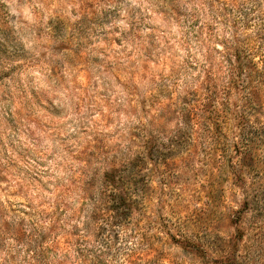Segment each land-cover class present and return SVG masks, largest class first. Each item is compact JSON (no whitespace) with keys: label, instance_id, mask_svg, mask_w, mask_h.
<instances>
[{"label":"clouds","instance_id":"clouds-1","mask_svg":"<svg viewBox=\"0 0 264 264\" xmlns=\"http://www.w3.org/2000/svg\"><path fill=\"white\" fill-rule=\"evenodd\" d=\"M0 264H264V0H0Z\"/></svg>","mask_w":264,"mask_h":264}]
</instances>
